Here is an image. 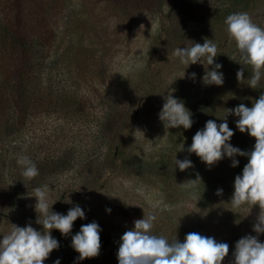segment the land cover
Returning <instances> with one entry per match:
<instances>
[{"label":"rangeland","instance_id":"1","mask_svg":"<svg viewBox=\"0 0 264 264\" xmlns=\"http://www.w3.org/2000/svg\"><path fill=\"white\" fill-rule=\"evenodd\" d=\"M56 2L59 7L55 18L57 39L47 65L49 70L54 69L56 62L61 65L72 61L94 37L96 29L103 28L110 35L116 52L112 50L104 59V53H100L104 63L101 76L106 75L102 78L104 82L100 83L96 76L91 78L92 73L88 71V79L92 81L81 87V92L88 96L78 99L74 107L77 113L73 112L69 119L57 114L49 119L54 121L59 135H67L60 141L74 147V159L79 163L60 175L56 183L47 185L49 203L54 204V212L64 215L79 205L85 218L74 222L67 237L58 230L52 231L60 247L44 264H56L57 260L60 264H119L117 253L121 237L134 229V221L143 219L144 215L156 217L151 234L163 236L169 242L178 239L182 243L190 232L224 243L231 241L235 234L240 238L247 235L258 238L260 234L253 231L257 213L250 212L253 206L237 208L230 203L235 182L232 160L225 156L209 167L187 151L193 136L208 120L218 125L223 123L222 119L228 115L226 109H235L241 103L245 105L249 95L245 84L239 88L232 77L224 81L222 87L205 85L203 76L205 68L209 67L206 60L201 61L204 65L183 64L173 54L177 48L191 46V43L175 44L173 38L181 32L194 34V24L185 23L180 27L177 19L168 17V5L151 26L133 37L137 17L134 8L126 13L127 0L115 2L111 7L112 2L106 4L114 15L105 17L102 26L96 25L99 21L93 16L94 4L88 0ZM167 42L174 43L172 49ZM232 52L224 49L227 57ZM221 56L217 54L215 63L222 65L220 71L226 79V62ZM193 73L195 78H192ZM169 89L175 90V99L183 101L187 96L184 104L192 113L194 123L188 130L170 129L162 142H155L165 135L159 113ZM237 120L234 114L227 116L229 128L235 133L230 144L250 152L254 150L252 137L239 131ZM137 128L143 134L134 136ZM186 158L194 167L182 172L175 159ZM234 159L239 164L248 163L246 156ZM85 164L88 167L82 170L80 167ZM197 175L201 178L197 184L179 185L195 180ZM66 189L73 191L65 192ZM218 189L223 190L222 195H217ZM29 196L22 199L17 208L7 206L6 214L0 216V239L10 233L12 224L26 227L36 222L37 201ZM254 207L260 210L258 205ZM92 222H97L101 228L100 254L79 260V253L71 246L72 236L82 225ZM34 228L42 231L38 225ZM229 264H234V260Z\"/></svg>","mask_w":264,"mask_h":264},{"label":"trees","instance_id":"2","mask_svg":"<svg viewBox=\"0 0 264 264\" xmlns=\"http://www.w3.org/2000/svg\"><path fill=\"white\" fill-rule=\"evenodd\" d=\"M88 1L94 4L93 16L99 21L96 25L102 26L105 17L114 15L110 7L121 0ZM111 2L107 9L106 4ZM126 5L129 7L126 13L134 8V16L137 17L133 37L151 26L169 5L168 17L177 19L180 27L190 23L196 28L194 34H175V44H203L205 38L213 40L218 47L217 54L223 55L222 61L226 62L227 70L224 71L227 78L224 81L232 77L239 88L245 84L248 90L245 106L252 107L254 100L264 92V74L255 89L249 87L252 68L244 63L225 23L228 15L246 12L253 23L264 28V0H127ZM58 8L56 0H0V216L6 214L7 206L17 208L20 201L33 192V188L56 183L65 171L79 165L74 159V147L60 141L67 135H59L54 121L49 119L56 114L69 119L73 112L77 113L78 109L74 107L78 99L88 96L81 92V87L92 81L88 79V71L92 73L91 78L96 76L100 83L104 82L102 78L106 75L101 76L104 63L100 53H104V59L112 50L116 52L110 35L103 28L96 29L94 37L72 61L61 65L56 62L54 69L49 70L47 65L57 39L55 18ZM140 25H144L143 30H140ZM125 34L127 36L129 32L126 30ZM174 43L167 42L166 45L172 49ZM225 48L232 50L233 54L225 56ZM241 68L245 69L244 79L238 81L236 74ZM183 99L184 103L188 100L187 96ZM251 140L255 146V139ZM25 156L35 163L39 171V175L32 180L22 176L23 166L17 163L20 157ZM87 164L90 167L92 162ZM246 164L234 167V179L242 175ZM88 165L80 168L84 170ZM257 209H250V212L257 213L255 221L260 212ZM31 225L35 227L38 224L34 222ZM239 239L235 234L231 241L225 242L229 245V255L223 264L234 260L233 253ZM258 240L264 243V234H260Z\"/></svg>","mask_w":264,"mask_h":264},{"label":"clouds","instance_id":"3","mask_svg":"<svg viewBox=\"0 0 264 264\" xmlns=\"http://www.w3.org/2000/svg\"><path fill=\"white\" fill-rule=\"evenodd\" d=\"M152 23V22H151ZM225 23L231 40L236 46L244 63L250 65L252 74L249 87L255 89L262 74H264V28L253 23L246 12L233 13L227 16ZM144 25H140V30ZM218 47L213 40L205 38L204 43L192 42L190 47L177 48L174 55L183 64H197L206 60L209 65L205 68L203 83L207 86H222L224 83L222 65L215 63ZM204 65V64H203ZM244 68L237 72V79H244ZM195 73L192 78H195ZM174 89H169L165 96V103L159 113L165 135L155 142H162L170 129L188 130L193 126L192 113L185 107L184 102L173 97ZM228 115L238 117L236 127L241 133H247L255 139L254 150L242 151L230 144L234 131L229 128L227 116L219 125L214 120H208L202 130L196 132L191 146L187 149L190 154L198 156L209 167L214 166L225 156L232 160V166L237 167L239 161L236 156H246L248 163L244 166L242 175H237L234 182V193L230 203L233 207L244 205L259 206L260 212L253 231L264 234V92L259 99L254 100L252 107L243 103L235 109H226ZM143 132L137 128L133 135ZM183 145V144H182ZM184 150V145L183 149ZM17 163L23 166L22 176L32 180L39 175V171L28 157H20ZM180 171H186L194 165L190 159H175ZM201 178L188 180L186 184L195 185ZM26 186V185H25ZM33 195L37 201L35 211L36 223L43 231H37L29 223L26 227L12 224L10 233L0 239V264H44L50 254L60 247L59 241L52 236L53 230H58L67 237L73 229L77 219H84L85 212L76 205L69 209L66 215L54 212L49 203V188L47 185L33 188ZM223 190L218 189L217 195ZM110 212L111 210L108 209ZM155 216H145L134 221V229L126 231L121 237L117 253L119 264H223L229 255V245L218 242L213 237L203 236L196 232L186 235L184 242L178 239L169 242L163 236L151 234ZM101 228L97 222L84 224L80 231L72 236V247L79 253V260L96 258L101 250ZM234 264H264V243L259 242L257 236L247 235L236 242L233 253ZM56 264H60L57 260Z\"/></svg>","mask_w":264,"mask_h":264}]
</instances>
